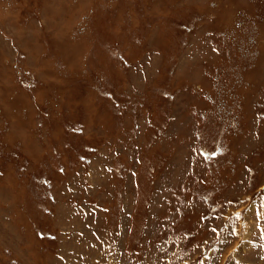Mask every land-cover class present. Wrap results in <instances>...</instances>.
I'll use <instances>...</instances> for the list:
<instances>
[{"label": "rangeland", "instance_id": "obj_1", "mask_svg": "<svg viewBox=\"0 0 264 264\" xmlns=\"http://www.w3.org/2000/svg\"><path fill=\"white\" fill-rule=\"evenodd\" d=\"M0 264H264V0H0Z\"/></svg>", "mask_w": 264, "mask_h": 264}]
</instances>
